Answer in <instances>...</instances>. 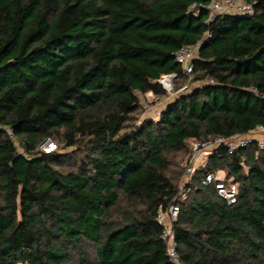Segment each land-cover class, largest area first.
Segmentation results:
<instances>
[{
    "label": "trees",
    "instance_id": "trees-1",
    "mask_svg": "<svg viewBox=\"0 0 264 264\" xmlns=\"http://www.w3.org/2000/svg\"><path fill=\"white\" fill-rule=\"evenodd\" d=\"M245 1L253 14L209 20V0H0V264H172L156 220L178 191L167 154L264 127V0ZM200 40L205 83L129 125L136 92L165 94L161 74L184 77L174 52ZM81 145L78 161L60 149ZM217 170L235 203L202 183ZM173 233L188 264H264V150L215 148Z\"/></svg>",
    "mask_w": 264,
    "mask_h": 264
},
{
    "label": "built area",
    "instance_id": "built-area-1",
    "mask_svg": "<svg viewBox=\"0 0 264 264\" xmlns=\"http://www.w3.org/2000/svg\"><path fill=\"white\" fill-rule=\"evenodd\" d=\"M209 12V20L218 14H238L251 15L254 13L252 3L245 0H209L206 4H200ZM196 7L195 5L192 8ZM203 40L192 45H182L173 54L174 63L179 66L181 74L191 80L193 74V59L197 57L198 49ZM180 79L177 73L161 74L157 79L166 93H172L173 85L176 80ZM186 88V84L182 85L178 91ZM6 133L10 138L14 139V134L10 128H6ZM190 144V151L183 164L184 175L181 186L174 198L167 206L160 205L157 210L156 220L162 226L160 238L166 245V253L172 264H188L182 261L177 252V245L174 240L173 225L179 214V202L187 197L190 191V184L196 171L204 167L210 153L220 145H224L228 153H233L236 148L246 147L254 142L258 149L264 150V127L257 125L254 129L249 130L242 135H234L231 137H214L208 141H200L194 138L187 140ZM39 149L50 151L55 149V143L51 139H45L39 146ZM257 156L255 155L254 158ZM241 161L244 163L245 158ZM245 170L249 169V165L245 164ZM204 185L213 184L217 195L227 204H233L237 200L238 182L232 178L226 179L224 170L215 172L207 171L202 178Z\"/></svg>",
    "mask_w": 264,
    "mask_h": 264
},
{
    "label": "rangeland",
    "instance_id": "rangeland-1",
    "mask_svg": "<svg viewBox=\"0 0 264 264\" xmlns=\"http://www.w3.org/2000/svg\"><path fill=\"white\" fill-rule=\"evenodd\" d=\"M194 75H191V80H187L186 77H183L181 79H178L174 82L173 85V91L172 93H165L163 95H155V94H141L139 92L137 93L138 99H139V108L138 110L133 114V117H135V120H130L128 123L131 125L132 123H139L141 120L145 118L156 120L159 116L160 111L166 106L167 103L175 99L180 94H185L193 89L201 86L203 83H205L206 80H194ZM186 84V88L182 91H178L179 88ZM56 144V142L54 141ZM56 150L59 149V147L63 146V143L58 141L57 142ZM81 146H72L67 148H60L61 151L68 152L71 155V161H78L80 156L83 154L82 150L80 149ZM42 149V148H41ZM44 150V148L42 149ZM190 151V144L188 141H186L185 148H181L175 151H172L167 154V158L169 160L170 166L168 170V174L171 176H179L178 179V187L181 186L183 182V175H184V167L183 164L185 162V159ZM225 174V170H224Z\"/></svg>",
    "mask_w": 264,
    "mask_h": 264
},
{
    "label": "crops",
    "instance_id": "crops-1",
    "mask_svg": "<svg viewBox=\"0 0 264 264\" xmlns=\"http://www.w3.org/2000/svg\"><path fill=\"white\" fill-rule=\"evenodd\" d=\"M149 93L152 94V92H150V91L149 92H146L145 94H149Z\"/></svg>",
    "mask_w": 264,
    "mask_h": 264
},
{
    "label": "water",
    "instance_id": "water-1",
    "mask_svg": "<svg viewBox=\"0 0 264 264\" xmlns=\"http://www.w3.org/2000/svg\"><path fill=\"white\" fill-rule=\"evenodd\" d=\"M176 64V63H175ZM177 65V64H176Z\"/></svg>",
    "mask_w": 264,
    "mask_h": 264
}]
</instances>
